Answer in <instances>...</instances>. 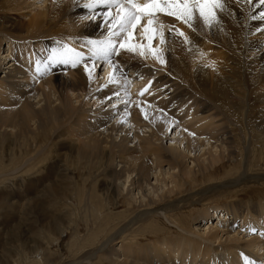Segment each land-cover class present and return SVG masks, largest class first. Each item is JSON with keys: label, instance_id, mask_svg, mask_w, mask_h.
I'll use <instances>...</instances> for the list:
<instances>
[{"label": "bare ground", "instance_id": "obj_1", "mask_svg": "<svg viewBox=\"0 0 264 264\" xmlns=\"http://www.w3.org/2000/svg\"><path fill=\"white\" fill-rule=\"evenodd\" d=\"M42 1L45 6L32 9L30 8L31 4L29 8L22 7L17 0H0V74H2L0 77V146L3 147L2 150H8L7 155L9 156L19 153L20 155H16L18 158L14 157V159H19L31 153L33 156L41 154L48 143L54 140L52 146L56 147L57 143L61 144V148L68 150L70 154L67 153V155H71V159L75 161L68 164L66 169L76 175V179H73V175L69 178L74 193L69 192L71 190L68 193L72 194L78 202L82 201L81 197L86 199V203L91 201L90 191H87L90 180L88 173L96 169L98 181L102 180L105 185H109L112 190L111 196L119 194L122 198H127L128 206L131 207L133 204L142 207V210L138 211L134 217H102L99 221V228L93 230L90 235L88 234V238L84 240V238L76 237L72 246H80L78 252L85 249L86 252L83 253L85 260L74 261L70 264H178L177 260L183 258L186 260L187 256L195 260L197 251L202 257L214 256L212 264L216 262V264H228L230 258L222 256L224 248L232 250L235 247L239 250L243 248L247 250L253 246L259 253L262 245L256 241L258 238L255 240L253 237V240L241 244V239L237 235L242 231L237 234V231L234 233L233 230L237 220L241 222V227H246L251 231L256 224L264 221V217L260 216L262 209L259 208L264 205L263 197L258 199L259 201L231 203L230 209L223 208L226 213L231 214L229 216L231 221L227 226H221L220 233L209 226L207 228L205 226L202 233L198 230L189 232L199 242H193V244L188 242L182 246V253L179 252V248L175 250V253L173 250L171 256L161 254L166 241L170 245L174 244L168 237L141 245V240L138 237H133L132 232L129 231L131 227L139 224L146 217L153 219L154 223L146 224L143 232L139 234L141 238L149 237V235L157 238L168 230L186 231L174 217L167 215L174 208L172 203L155 207V205L165 200H171L180 194L186 186L194 188L195 184L199 182L201 186L207 188L204 193L213 194L226 187H236L248 183L250 179H254L251 182L256 184L259 183L260 178L264 179V173L250 172L254 169H249L251 163L248 162L252 161L249 157L250 154L248 155V150L252 149L249 144L251 139L257 135V140L262 142L264 148V121L259 122L258 131L251 128L250 132L244 123L238 124L241 133L239 139L246 152L240 161L239 168H236L237 171L234 169L236 176L230 178V172L228 180H224L225 183L209 185L204 180L212 179L213 175H208L214 174L219 168L212 167V165L223 161L220 159L218 162V157L213 156L215 153H211L213 145L219 143L225 147L224 158L226 157L225 160L232 162L235 159V152L232 148V143L235 145V140L230 135L228 136L227 130L221 129L215 132L218 130L217 128L210 129V126L198 123L195 121V117H197L195 114L191 115L188 110H183L188 106L189 100L193 101L189 104L194 108L199 103L198 100L203 99L201 109L208 111L212 104L209 96L211 93H217L224 99L229 95V98L234 101L233 107L244 114L245 109H248L244 100L245 93H248L249 89L241 73L245 67L250 68V65L255 66V71L262 74L254 77L251 92L264 90V21L251 18L258 16L260 11H264V6L256 7L258 0H253L252 4L247 3V0H224V10H217L216 21L211 26L207 25L206 29L199 26H186L173 17L158 14L157 22H155L157 29L160 28L163 21L173 22L163 34L164 43L161 44L160 39H157L156 44L162 48V54L156 51L157 53L153 55V52L151 54L147 50L148 47L145 44L131 41L132 44L144 46L143 55L137 48L134 51L135 54L120 50L118 55H112L109 58L111 64L108 61L97 59L96 62L104 66L103 69L106 73L103 79L104 82L107 80V85L105 84L106 86L103 88L100 84L98 86L96 82L92 81L93 79L89 77L85 67L87 66L91 70L93 78L96 72L95 60L92 57L91 60L87 59V55L92 56L91 45L88 42L104 40L107 37L108 29L103 15L107 9L98 7L94 10L95 15L93 16L84 7L88 0ZM196 17H199L198 12ZM141 21L145 23L147 19ZM141 21L138 25L141 24ZM177 29L188 38L187 42L183 36L178 35ZM126 37L123 40L127 39ZM116 40H120V37ZM3 43L6 44L5 53L1 48ZM65 45L84 56V59L76 67H72L71 64L49 63V57L53 53L61 52ZM34 46H39L41 52L37 54ZM21 49L24 52H20ZM197 59L205 62L200 66L201 70L195 68ZM8 62L10 64L6 67ZM36 62L40 63L39 66L41 65L43 73H37L41 79L39 87L24 83L21 79L24 70L28 69L26 64L30 63L33 70L37 68L35 67L37 66ZM68 69H72L71 77L70 74L65 77L64 72ZM232 71L235 73L233 74ZM127 72L130 74L127 75ZM111 74L115 75V80L109 83ZM132 80L137 82L134 83L136 92H140L145 87H148L151 92L155 87L151 92L154 94L153 99L147 100L146 97V102L143 100V102H132L127 105L118 102V98L114 96V87L119 84H121L120 88L124 87ZM149 83L151 86L153 85L152 89H150ZM182 93L190 95L187 96V99L184 98L185 100L180 99ZM261 96V101L264 104V95ZM82 97L94 99L96 109L94 111L85 110ZM75 102H79V105H76ZM105 106L107 107L105 108ZM141 108L147 114V119L141 112ZM172 112L173 114L174 112H177L175 114L183 112V115L187 114V116L181 118L180 122L179 116L177 119L171 117ZM244 118L246 117L244 116ZM228 121L226 122L231 127L233 123L231 120ZM174 126L178 127V131H175ZM142 128L150 129L147 137H142L145 132L144 130L142 132ZM199 128L210 134H204L207 139L202 140L201 133L198 135ZM172 131L173 138L169 139V146L164 148L160 144V146L156 145V139L159 138L164 144V141L168 140L167 134ZM191 135L192 137H190ZM44 139L45 141H43ZM230 139L233 141L231 142ZM63 144L66 145L62 146ZM206 147L209 149H205L206 151L200 153L201 155H196L198 150L199 152L204 151L202 148ZM206 153L208 154L207 158H205ZM48 155L60 156V154L54 153ZM250 156H261V152L252 150ZM188 161L193 166L194 172L191 166L192 170L188 169ZM162 165H166L170 171L176 170L177 174L183 173V177L187 181L178 186L177 174L172 173L171 175L167 174L172 179L169 190L164 191L167 186L165 184H162L164 188L156 186V183L151 184L150 181L154 175V182H159L157 178L160 176H156L154 169L160 170ZM153 166H155L154 169H152ZM256 170L259 172V169L254 171L256 172ZM206 172L209 174L206 175ZM159 174L163 175V172ZM197 176L203 180L200 181ZM90 185L95 188V181L92 180ZM50 189L57 192V189L61 188L54 185ZM94 197L97 195L95 194ZM211 213L216 218L225 216L219 208L213 209ZM206 214L207 211L199 214L194 220H205ZM46 218L47 224L39 228L43 237L40 236V240L41 238L48 239V236L55 238L59 236L58 238H60L65 233L70 235L67 233L70 230H73L78 236V223L72 217H53L50 220L48 217ZM127 218L129 221L121 226L122 220ZM81 219L87 220V217H80L79 220ZM164 219L172 225V228L169 226L171 229L166 230L160 225L154 226L156 222H160L162 225ZM261 225L256 226L261 230L260 234H264V226ZM250 234L252 233L250 232ZM116 239H119L121 243L118 249L110 247ZM43 242L40 243L37 238L33 240L28 257H34L40 251L43 253L45 264H54L56 256L51 255L52 257L49 259L50 253L47 245ZM45 242L47 243L46 240ZM213 243L218 245L214 247ZM206 244L207 247H205ZM155 245L158 246L157 253L154 252ZM254 250L257 253V250ZM122 252L129 254L122 257ZM248 259L251 264H256L254 257L249 256ZM10 263L13 264V262ZM198 264L205 263L200 261Z\"/></svg>", "mask_w": 264, "mask_h": 264}, {"label": "rangeland", "instance_id": "obj_2", "mask_svg": "<svg viewBox=\"0 0 264 264\" xmlns=\"http://www.w3.org/2000/svg\"><path fill=\"white\" fill-rule=\"evenodd\" d=\"M17 1L19 4H21L22 7L29 8V5L31 4L32 7L30 6V8L32 9H37V8L39 9L43 7L44 5L42 0H17ZM113 13H114V9L112 10V14ZM172 23L173 22L171 21H163L162 22L163 27L162 28L158 27V29L156 28V25H155L154 39L152 40L151 45H150V47L153 50H158L159 53L162 51L161 50L162 48L159 46V44L158 45L156 44L157 39H161L159 34L161 32L165 34V32L169 29ZM183 24L186 26H189L188 24H185V23ZM146 25H147V22L144 23V21H141V24L138 25L137 28L133 31V39L131 41L133 43L141 42L140 44H145L148 47L147 50L149 51V41L145 38V34L143 32V28ZM194 25L199 26L203 29H206L207 27V25H205L203 20L200 19L199 17L194 21ZM126 36H127L126 34H122L120 36V40H123V38ZM120 40H117L118 41L117 44H119ZM1 48L3 49L5 53L6 44L3 43L1 45ZM34 50L36 51L37 54L41 52V48L39 46L38 47L34 46ZM20 52H24V50L21 49ZM149 52L152 54V51H149ZM133 53L135 54V52ZM160 54H162V52ZM91 57L92 56L87 55L88 60H91ZM92 59L94 58L92 57ZM94 60H95L94 66L96 68L95 70L96 72L93 75L94 76L93 78L91 76V79H93L92 81L96 82L98 86L100 84L101 87L105 88L104 86L107 85L106 84L107 80L106 82H104L105 80L103 79L104 74H106L105 70L103 69L104 66L101 64H98V62H96L97 59H94ZM9 64L10 63L8 62L6 64V67ZM203 64H205V62H202L200 59L195 60L196 69L201 70L200 66ZM26 66L28 67V69L24 70V74H22L21 76L22 81L24 83H29L31 86L39 87V82L41 79H39L40 76L37 74V71H36L37 68L32 70L30 63L29 65L27 63ZM254 67L252 65H250V68L245 67V69L247 68L248 70L244 69L241 73L244 76V79L247 82L246 83L247 87L249 89V92L247 91L248 93H245L244 100L246 102L245 105H248V109L247 108L245 109L244 114L243 112L238 111L233 107L234 101L229 98V95H227L228 97L224 99L217 93H211V96H209V99L212 100L210 103L212 104L208 111L201 109V101H203V99H199L198 100L199 103L195 105L194 108H192V106L189 104L190 102H193V101L189 100L187 102L188 106L185 109H183V110H188L189 114L191 115L195 114L197 116L195 117V121H197L198 123L204 124V126H210V129L211 128L213 129V127L215 129L217 128L218 130L217 131L215 130V132H218L221 129L227 130L226 132L229 133L228 136L230 135V137L235 140V145L234 143H232L233 144L232 148H233V151L235 152V159L232 162L225 160L226 157L224 158V154H225L224 152L226 151L225 147H223L219 143H216L215 145H213V147L216 149L213 148L212 151H215V150L216 151L215 152L211 151V153H215L214 155L213 154L212 155L215 157H218V162L220 159L223 161H220L219 163L212 165V167H216V168L219 167L218 170L214 174L210 173L211 174L210 175L208 172H206V175L209 174L208 176L213 175L212 176L213 178L211 177L212 179L206 178L204 180L209 185L213 183L215 185L218 183L220 184L221 182L225 183L224 180L226 181L230 172H231L230 178H233L236 176V171H237L236 168H239L240 161H242L245 155V152H246L245 151L246 149L244 148L243 145H241V141L239 139V137L241 136V133H240L238 124L244 123L245 126L246 125L248 126L249 132H250L251 128H255V130L258 131V124H260L259 122L264 121V113H263L264 109H262V107H264V104L261 101V98H262L261 95L262 94L264 95V90H259L257 92L256 91L251 92L253 88L252 82L254 81L253 80L254 77L257 76L258 74L262 75L261 73L256 72ZM235 71H232V73L234 74ZM71 72H72V69H68L66 72H64L65 77H67L69 74H70L69 76L71 77L72 76ZM244 73H248V74L244 75ZM129 74L130 73L127 72V75ZM1 76L2 74H0V77ZM134 83H137V82L136 81L133 82L132 80L130 81V83H126L124 87L120 88L119 86L121 84L114 87V92L117 93V94L114 93V96L118 98V102L120 103L123 102L121 104H126L125 101H127V104H131L132 102H135V103L143 102V100H145L146 102V97H147V100L153 99L154 94H151V92H153V89H155V87L153 88L152 87L153 85L152 86L150 85L151 83H149L148 85L151 86L150 89L153 88L152 91L149 92V89H148V91L145 92L144 95H139L141 91L136 92L137 89H135L136 86L134 85ZM98 88L100 89V87ZM227 89H229L228 86H227ZM148 92L150 95L148 94ZM146 94L149 96H147ZM186 94L188 95H185V93L184 94L182 93L180 96V99H184V98L187 99V96H189L190 94L189 93H186ZM149 97H152V98H149ZM81 100L83 101L82 103H84L83 108L85 110L94 111V109H96L97 106H94V99L90 97H85V98L82 97ZM75 104L79 105V102H75ZM106 107L107 106H105V108ZM175 113L177 112H174V114L172 112L171 117L172 118L176 117L177 119V116H179L178 119L180 118V122L182 121L184 117L187 116V114H185L186 116L183 115V112L181 114H175ZM243 115L246 118H244ZM228 120H231L233 123L231 127L228 126L226 122ZM174 127L176 131L178 127L177 126H174ZM145 129L146 128L141 129L142 132L145 131L142 134V137H147L148 134L150 133V129H146V130ZM69 131L72 132V130H69ZM197 131H198V135H200L199 133H201L200 136L203 135L202 140L207 139L205 135H210L208 134V132L206 133L204 132V130L202 131L201 128H199ZM167 135H168V138H167L168 140H165L164 144L163 142L161 143V141L157 137L158 140L156 139L155 141L156 145L160 144L161 147L164 146V148L169 146L170 145L169 139L173 138V131L169 132ZM190 137H192V135ZM233 139L232 140L230 139L231 142L233 141ZM43 141H45V139ZM53 143H54V140H51L46 146L47 151L45 149L41 154L37 156L35 155L33 156V153H31L19 159H14V157L18 158V156L16 155H20L19 153L9 156L7 155V153H9L8 150L6 149L2 150L3 147L1 148L0 146V153H1L0 154V243H1L0 244V264H11L10 262H13V264H45L43 261V253H41L40 251H38L34 257L32 258L28 257L29 249L32 245L33 240H35L36 238L39 239L40 243L41 241H44L43 243L47 245L46 247L48 248V251L50 253L49 259L52 256H56V259H55L56 261L54 264H70L78 260L84 261L85 255H83V253L86 252L85 249L78 252V248L80 246L79 247L72 246V244H74V239L76 237L84 238V240L88 238V234L90 235V233H92L93 230L99 228V221L101 220L102 217H134L135 214L138 213V211L142 210V207L137 206V205L132 204L131 207L128 206V203L126 202L127 198L124 199L122 198V196H119V194L111 196L112 190L109 187V185L108 184L105 185V183L102 182V180L98 181L96 169L91 170L88 173L90 180L88 182L87 187L89 188H87V191H90V198H91L90 202L91 203L90 202L86 203L85 202L86 199H83V197H81L82 201L79 200L78 202V200H76L75 197L72 196V194L68 193L69 190H71L69 192L74 193L72 191V185L70 183L69 178L72 177L73 175V179H76V175L70 173V171L66 169L68 164L73 163L75 161L71 159V155H67V153L70 154L68 150H64L61 148V144L57 143L55 147V145L52 146ZM249 144L251 145L252 149L248 150V155L249 154L251 155L252 150L253 151L256 150L258 153L261 152V156H250L249 155V157L252 160V161L250 160L248 161L251 163V167L249 169H254V170L259 169V172L257 170L256 172L254 170H250V172L263 174L264 173L263 144L261 141L257 140V135L255 136L254 139L250 140ZM65 145L66 144H63L62 146H65ZM49 149L50 151H48ZM202 149L204 151L200 150L201 152H199L198 150V152H196L197 156L201 155L200 153H203L206 150H208L209 147L208 149L207 147L202 148ZM217 152L218 154H216ZM49 153L50 154L54 153L57 155L60 154V156H51V155H48ZM207 157H208V154L207 156L205 155V158ZM70 160H72V162H70ZM187 166L189 167V168L187 167L188 169L192 170L193 166L191 165L189 161L187 162ZM190 166L192 168H190ZM154 168L155 166L152 167V169ZM154 170H155L156 176H160L157 178L159 182L158 183L154 182L155 181V178H154L155 175H154L153 177L154 180L152 178L150 183L151 184L156 183L155 185L158 187L161 186V188L163 187L162 184H165L167 186L166 188L163 187L164 191L169 190V188L171 187L170 183L172 182V179L167 174H170V175L172 173L177 174L175 173L177 171L176 170L170 171L166 165H162L160 170L159 169H154ZM192 171L194 172V168ZM162 172H163V175H160L159 173L162 174ZM193 172L191 173V176L193 175ZM181 174L180 173L177 174V177H176V179L179 182L177 184L178 186L180 185V183L187 181L186 178L183 177L184 174L183 175ZM86 175H87V172H86ZM198 178L200 181L203 180L202 178H200V176H197V179ZM92 180L95 181L96 183L95 188H93V186L91 187L90 185ZM253 180L254 179H250L249 180L250 182L236 186V187L223 188L222 190H220V192L213 193V194L204 193V191L207 188L201 186L200 183L198 182L199 184L196 183L195 184L196 186L194 188H189L186 186L185 188L182 189V192L180 194L174 197L171 196L173 197L171 200H165L164 202L155 205V207H159L167 203H172L174 208L167 215L170 217H174L175 220L180 224L182 229H185L186 231H181V230L177 231L176 229L173 231L168 230V231H165L160 236H157V238L151 235H149V237H146V238L145 237L141 238L140 237L141 235L139 234L143 232L146 224L148 225L150 223L152 224L154 223L153 219H150V217H146L139 224L131 227V230L129 232H132L133 237L134 236L138 237V239L141 240L140 241L141 245L154 242L155 240H160L161 238H164V237H168L170 240L173 241L174 244L170 245L169 242L166 241L164 244V247H162L161 254H164V255L167 254L171 256V252L174 250L173 253H175V250L179 248H180L179 252L182 253L183 245H186L188 242H190V244H193V242H199V240L193 237L189 232H192V231L197 232L198 230V232L202 233L205 230V226L206 228L208 226L213 227L215 228L214 231L218 232L220 229H222L221 226H225V225L227 226L230 223L231 220L229 219L230 218L229 216L231 214L226 213L223 208L230 209L231 203H236V202L246 203L248 201H259L258 199H261V197L264 198V179L261 180L260 178L259 179L260 181L257 184L254 182H251ZM54 185L61 189L60 190L57 189V192L55 190L50 189V187H53ZM53 192L57 194L54 195ZM60 193L63 195L61 196ZM95 194L97 195V197H94ZM218 208L222 210L225 216H219L218 218L214 217V214L211 213V211H213V209H218ZM259 208L262 209L260 216L264 217V205L259 206ZM206 211H207V214H206L205 220H200V221L194 220L195 217H197L199 214L206 212ZM46 217H48L49 220L52 219L53 217H72V219L77 220V223H78L77 224L78 236H76V233H74L73 230H70V231H67V233H70V235L65 233L60 238H58L59 236H56L57 238L53 236H48V239L43 240L42 239L43 237L41 235V231L39 228L47 224ZM80 217H87V220H84V219L79 220ZM122 221L123 222L121 223V226L125 225L129 221V218L124 219ZM142 222H145V223H142ZM162 223L163 224L161 225L160 222H156L154 226L160 225V227L166 230L172 228V225L166 219H164V222ZM258 224H262L261 226H264V221H261ZM256 225L254 229L251 231L246 227H241L242 226L241 222L237 220L234 226L235 231L233 230V232L235 233L237 231V234H238L239 232L242 231L241 234L237 235L238 238L241 239V244H243L244 242H249V240H253L254 238L255 240L258 238L256 241H259L260 244L262 245L260 252L258 253L257 248L253 246L251 247L253 250H250L251 249L250 247H249L250 249L246 248L247 250H245L243 246H242L243 248L242 250L241 249L239 250V248H235V247L232 250L224 248V252H222V256H224V258L226 257L230 258V260L227 262L228 264H251L248 259L249 256L254 257L256 259L255 260L256 264L264 263V260H263L264 250L262 251V248L264 247V234H260L261 230H259L258 226ZM169 226H171V228H169ZM195 226L199 228L197 229ZM250 232L252 234H250ZM248 234L250 235L248 236ZM40 236L42 237L41 240H40ZM249 237H251L252 239ZM45 240L47 241L48 244L45 242ZM184 240H187V241H184ZM87 242L89 243V241ZM120 245L121 243L119 242V239H116L110 245V247H114V249H118ZM217 245H218L217 243H213L214 247H216ZM205 247H207V244L205 245ZM254 249L257 250V253ZM157 251H158V246L155 245L154 252L157 253ZM127 254L129 253L124 252L122 257H125ZM195 256H196L195 260L193 258L190 259L187 256L186 260H184L183 258L182 260H177V263L178 264H193L195 262L196 264H198L200 261H203V263L205 264H212V262L214 261V256L202 257L199 251L196 252ZM257 256H260V258H257ZM94 262H97V261H94ZM218 262H221V261H218Z\"/></svg>", "mask_w": 264, "mask_h": 264}, {"label": "snow or ice", "instance_id": "obj_3", "mask_svg": "<svg viewBox=\"0 0 264 264\" xmlns=\"http://www.w3.org/2000/svg\"><path fill=\"white\" fill-rule=\"evenodd\" d=\"M253 0H247V3L252 4ZM264 6V0H258L256 7ZM84 7L89 10L90 13L95 15L94 10L98 7H104L107 9L103 13L105 24L108 29V35L104 40L89 41L91 45V53L94 59H100L108 61L111 64L109 58L112 55H118L120 50H126L128 52H134L137 48L140 49V54L143 55V45L132 44L133 31L137 28L142 19H147V25L144 26L143 32L145 38L149 41V51L156 54L150 45L154 39L155 22L158 14L173 17L190 27H194V21L197 19L196 13H199V18L203 20L205 25L211 26L217 19V10L223 11L225 8L224 0H88L84 4ZM115 10V14H112V10ZM254 20L264 21V11H260L258 16L251 17ZM161 28L163 25L160 26ZM178 35L183 36L185 41L188 38L184 36L183 32L176 30ZM122 34L127 35V39L120 40L117 46L116 38ZM160 42L164 43L163 33H160ZM84 59L82 53L75 51L72 48L64 46L63 50L59 53H53L49 57L50 64L62 63L71 64L72 67H76L77 64ZM38 74H43L37 62ZM85 71L89 73L91 78V70L85 67ZM115 75L109 76V83L114 82ZM150 86V85H149ZM148 91V87H145L139 95H144ZM127 104V101H125ZM141 112L144 113V109L141 108ZM145 119L147 114L144 113Z\"/></svg>", "mask_w": 264, "mask_h": 264}]
</instances>
